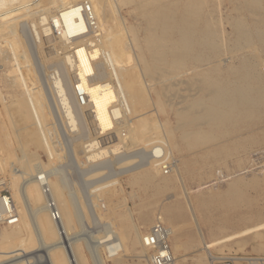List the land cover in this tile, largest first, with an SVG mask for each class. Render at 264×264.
<instances>
[{"label": "bare ground", "instance_id": "1", "mask_svg": "<svg viewBox=\"0 0 264 264\" xmlns=\"http://www.w3.org/2000/svg\"><path fill=\"white\" fill-rule=\"evenodd\" d=\"M207 1L0 0V62L8 63L7 67L10 68L9 71L5 68L9 75L4 72L7 73L4 81V73H2L3 80L0 82L4 81L6 86L1 84L10 89L11 97L7 98L13 100V111L18 121L21 116L29 117L34 111L41 116L40 119L36 118L32 126L18 122L21 125H19L20 129L23 130L19 132L24 133L26 140L28 137L26 142L29 141L36 147L42 148L51 157L56 156L57 159L60 157L55 151L57 144H53L52 128L48 125L49 121L54 119L53 110L48 107L45 95L43 91L41 93L39 86L35 91L30 87L34 85L33 89L35 88L38 81L37 74L34 67H30V62L28 63L29 59L23 43H20L19 38L15 36V23L28 19L33 39L37 42L39 61L44 67L48 64L55 65L54 71L58 72V75H52L51 80H48L50 86L48 89L53 95L56 111L68 131L85 139L75 141L77 137L76 139L72 137L74 139L71 147L74 152L84 153L85 160L93 163L109 155L116 156L119 149L124 146L141 144L143 148L158 142L159 144L151 146L148 153L152 160H148L146 166L144 163L143 168L135 173H130L128 183L142 188L151 186L157 193L176 184L181 179L178 171L170 177L155 178L158 172L157 166L162 165L166 159L172 158V147L168 144L170 138L167 137L171 135V128L156 120L162 108L160 96L164 93L152 87V84H147L143 78L145 75L150 78L153 73L164 77L175 69L184 67L188 62H203L204 51L217 48L215 42L217 32L210 28L212 18L205 8ZM131 2H135L137 10L145 19L143 44L135 28L127 25L121 14V6ZM86 3H89L88 9ZM235 3V7L241 12L235 20L236 45L240 46L239 41H241L242 45L248 46L253 52V58L241 61L232 80L205 77V84L212 86V89L209 95L210 104L204 108L203 116L211 124L224 118L243 120L255 116L256 107L264 103L263 87H261L264 75L258 68L262 62L259 59L260 53H264V0H235ZM247 12L250 16L249 23L246 20ZM134 49L138 50V53H135ZM127 58L130 60L127 61ZM187 70L189 69L184 72L187 73ZM177 81L176 79L175 82ZM169 82L175 86L174 82ZM4 110L2 113L5 112L4 115H7V109ZM45 111L48 112V118L42 119ZM199 118L200 116L190 109L181 114V124L184 127L182 138L202 137L197 124ZM123 129L128 133H126L127 137L124 136L127 143L122 144L120 140L109 142L112 143L111 145L107 144V140H110L109 137H113V134L122 137L120 131ZM159 131L162 132L163 140L157 136ZM147 132L150 134L145 136ZM6 135L5 132L1 134L4 138L7 137ZM23 140L25 145L26 142ZM94 140H98L96 147ZM161 156L163 157L159 159ZM16 161L19 166L15 167L13 163L7 165L11 173L9 189L21 202L24 215L21 217L17 211L16 223H9L7 216L13 210V200L11 204L9 197L0 194V257L6 255L5 248L15 240H27V242L35 240L44 264H84L77 248V239H71L73 236H69V231L74 227L75 220H81L85 212L80 202L77 203L75 196L71 197L73 194L69 195L70 191L67 193L68 187L63 180V172L53 166L45 169L48 163L38 160L34 154L25 153ZM43 171L47 172L46 176L41 174ZM123 171L129 172L130 168ZM49 175H53L55 179L47 180ZM116 181L103 183L98 188L104 189L102 194L109 196L108 192L113 193V191L105 189ZM250 189L255 194H250L241 180L235 179L229 182L223 191L201 195L197 204V212L200 213L202 210L201 218L191 211L195 232L177 233L178 228L173 225L172 220L181 217L179 216L182 211L181 205L168 204L163 208V212L167 215L170 237L173 235L175 240L185 247L196 241L194 246L197 253L194 255L193 264H207L204 258L205 255L209 257V248L217 245L226 247L230 241L240 244L252 239L258 242V246L263 244L264 206L260 207L258 203L264 202V186L253 184ZM46 194L52 199L46 201ZM219 208H224L226 211L223 214L218 213ZM53 211L57 213L58 218H53ZM109 211L113 218L104 226L105 234L100 237L101 240H98L94 248L96 249L94 264H105L101 257L99 258L100 252H97L99 245L106 250L109 258L116 256L113 264H127L122 261V254L119 252L125 250L136 253V245L144 234L141 236L137 230L135 234L130 212L121 211L118 207H110ZM139 220L143 224L148 223L149 212L142 211ZM4 225L16 227L8 231ZM113 226L116 230H113ZM215 230L228 232L215 236L212 235ZM138 249L140 250L139 247ZM22 254L24 253H16L10 259L15 258L16 262L26 264V259H18ZM141 255L149 260L145 252ZM175 264L178 263L175 261Z\"/></svg>", "mask_w": 264, "mask_h": 264}, {"label": "rangeland", "instance_id": "2", "mask_svg": "<svg viewBox=\"0 0 264 264\" xmlns=\"http://www.w3.org/2000/svg\"><path fill=\"white\" fill-rule=\"evenodd\" d=\"M218 1L219 0H208L207 4L205 5L208 15L210 16V18H212L210 20V28L214 29L217 32V36H215L217 48L214 50L209 48L208 50L204 51L205 60L203 62H188L184 67L175 69V71L170 73L169 75L164 77L161 76L163 79L156 73L150 75V78L147 75H145L143 78L144 81L147 82V84H152V87L164 93L162 94L163 96H160L163 109L161 108V110L158 112L156 120L158 119L161 123L171 128V135H168L167 137L170 138L168 140V144L172 147V158H168L165 160L170 164V168L168 169V172L165 173L160 164L159 166H157L158 172L157 174H155V178L161 179L163 177H170L171 175H175L177 171L181 177V179L177 181L176 184L169 186L160 193H157L151 186L142 188L136 184L128 183L130 173H135L137 170L143 168L144 163L146 166V163L148 165L149 161L152 160V157H149L148 153L151 146L154 144H159L158 142H155L143 148L141 144H137L135 146L132 145L134 147H125L123 145L124 148L122 147L121 149H119V153H117L116 156L109 155L102 158V160H98L93 163H89L85 160L83 156L84 153L78 152V155L76 154V151L74 152L73 147H71V145H73V139H76V137L77 140L75 141H82L85 139H82L76 136L73 132L68 131L66 126L62 122L61 116L58 115V112L56 111V107L54 104L55 102L53 101V95H51L52 93L49 90L50 86H48V82L51 80L50 78L58 75V72L55 70L57 72L56 74L54 71L55 65L48 64L46 65L47 67H44V64L39 61L40 58L37 54L39 50L38 48L36 49L37 42L33 39L34 36L30 26V20L26 19L21 20V22L17 21L15 23V36L19 38L18 41L20 40V43H23L22 45L25 47L28 55V63L30 62V67H34V70L37 74L38 81L35 84L37 87L35 86L34 89V85L30 87H32V90L35 91L36 89L38 90L39 86L41 93L43 91V95H45L44 98L48 107L53 110L54 119H51L48 125L52 128V133L54 136L53 144H57L55 147V151L59 153L60 157L58 159L56 158V156L51 157L42 148L36 147L29 141L26 142L28 140V137L26 140V136H24V133H21V131L23 132V130L20 129L19 123L32 126L36 121V118L40 119L41 116L38 115L36 111H34L31 113L32 117L21 116L19 121L17 120V118L15 117V112L13 111L14 105L12 104L14 103L10 98V89H8V87H5L6 85L4 82L6 80L5 74L8 73L6 70H10V68L7 67L9 66V64L1 61L3 64L0 62V71H2L0 72V80H3L2 73H7H4V83L2 81L0 82V96H2L1 98L5 100L4 101L0 98V194L9 197L11 202L13 200V205L15 203L14 207L16 212L18 211V214L22 217L24 215L23 206L21 202L18 201V197H14L12 191L9 189V183L11 181V173L10 170H8L9 163L15 164V167L19 166L16 160L20 159V157L26 153L28 155L34 154L38 160H41L45 164L48 163L45 169L52 168V166L61 169V171L63 172V180L66 182V185L68 187L67 193L70 191V193L68 194L71 195L72 193L73 195H71V197L75 196L77 203L79 204L80 202V205L83 206V211L85 212V215L82 216L81 220H75L74 227L69 231V236H73L71 237V239H77V248L83 257L84 264L95 263V258L93 259V257L95 256L94 250L96 249L94 248L96 244L101 240L100 237L105 234L104 226L107 222H110L111 218H113V216L109 214L110 207H118V209H120L121 211L124 210L126 212H130V218L133 223L134 232L136 234L137 230L142 236L152 226L157 215H160L165 225L169 226L166 220L167 215L163 212V208L165 206H167L168 204L181 205L182 211L179 215L181 217L174 221L172 220V223L175 227L178 228L177 233L184 234L185 232L189 231L195 232L194 226L191 221V211H193V213L197 217L200 216L199 218H201L200 213L202 212V210L200 211V213L197 212V204L201 195L223 191L226 188L227 184L235 179H240L241 182L247 187V189H249L250 194H255V192L253 190L251 191L250 189L253 184L264 186V103L262 106L256 107L255 116L243 120L224 118L218 120V122H214L213 124H211L207 122L205 120V117L203 116L204 108L206 107V105L210 104L209 95L210 90L212 89V86L209 87L205 84V77L218 80H232L236 74V68L240 66L241 61L245 59L252 60L253 58V52L248 46L242 45L241 41H239L240 46L236 45L237 36L235 34V20L237 16H240L241 12H239L235 7V0ZM86 5L88 9L89 3H86ZM121 14L125 18L127 25H132L133 28H135L136 34L143 44L142 39L144 37L143 35L146 27L145 19L137 10L135 2L128 3L127 5H122ZM247 15L248 16L246 17V20L247 23H249L250 16L248 12ZM18 23L20 27L18 26ZM6 38L11 39V37ZM134 52L138 53V50L134 49ZM145 54L148 56L147 52H145ZM259 59H261L262 61L260 62V65H258L259 72L264 75V53H260ZM129 60L127 58V61ZM5 68L7 69L5 70ZM186 69H189L187 70V73L184 72V70ZM176 75L177 77H175ZM156 76L159 77L160 80H158L159 78L157 79L158 81L155 80L157 78ZM176 79L178 81L180 80L181 82L177 81V84L175 82ZM169 81L174 82L175 86H173V84H170ZM182 81H185L187 83H184ZM1 83L5 86H3ZM261 87H263L262 94L264 101V81ZM7 89L9 90V92ZM4 95L6 97H4ZM8 96L10 97L7 98ZM197 102H200L201 104H198ZM3 109H5L4 111H6L7 109V115H4V111V113H2ZM187 109H190L194 114L200 116L197 123L198 128L202 132V137L200 139H196L193 137L184 139L181 137V133L184 129L181 124V114ZM47 113L48 112L45 111L42 119L48 118ZM17 128L19 129L17 130ZM19 130L21 131L19 132ZM124 130L125 129L120 131V134L122 135V137L120 136L121 139L117 135L113 134V137L110 136V140H107V144L112 141L119 142L120 140L122 144L127 143L128 141L126 137L128 133ZM3 132L7 134V137L4 138L5 134H3V137L1 136ZM149 132H147L148 134H145V136H148L150 134ZM124 136L126 137L124 138ZM157 136H159L160 140H163L161 131H159V135ZM117 137L119 139H117ZM2 138L4 139V141ZM6 138H8L9 141ZM23 139L26 142L25 145L24 142H22ZM97 141L98 140H94L95 147L98 145ZM111 144L112 143H109V145ZM30 157L33 158V156ZM162 157L163 156L159 157V159ZM1 164L3 167L1 166ZM127 168H130L129 172L123 171ZM41 174H44L46 176L47 172L45 173L43 171L41 172ZM54 179L55 178L53 175L47 176V180ZM112 180L117 181L115 184H112L105 190H112L113 193L108 192L109 196L102 194L104 189L101 190L98 187L103 185V183L105 184ZM44 188L45 187H43V189ZM193 197H195L196 199ZM49 199H52L51 196L46 194V201H48ZM72 200L75 201V199ZM88 203L90 204L88 205ZM258 204L260 207L264 206V202H259ZM142 211H147L150 214L151 221L149 220V222L146 224L141 223L139 220L140 213ZM224 211H226V209L224 208H219L217 210V212H220L221 214H223ZM99 212L101 213L99 214ZM4 227L8 231H10V229L12 228L15 229L16 226L4 225ZM113 227V230H116V227ZM204 229L205 227H203V230ZM204 232L206 231L204 230ZM227 232V230H215L214 232H212V235L219 236ZM195 243L196 241L191 243V245L187 244V247H185L181 246V244L175 240L173 235L170 237L171 250L173 256L175 257V261L178 264H193L194 255H196L197 253L194 246ZM228 243L229 245H227L226 247L217 245L213 248H209V251L210 253L235 252L242 255H264V239L263 244L260 246H258V242L256 240L252 239H248L247 241L241 242L240 244H235L233 243V241H230ZM137 244L138 245H136V253L142 250L140 253L144 254L145 252V254L148 256V250L141 245L142 243L140 240ZM22 247H25L24 250ZM138 247L140 248V250L138 249ZM97 249V252H100L101 255L99 256V258L101 257L105 264H113V259L116 256H112L109 258V256H107L106 250L101 245L97 246ZM215 250H218L219 252ZM4 252L7 253L6 255H2L0 257V264H7L8 262V264H22L16 262L15 258L10 259V257L12 258V256L16 253H24L21 256H18V259H26V264H44L41 260L42 257L40 254V250L35 240H32L30 242H27V240H15L11 242L7 248H5ZM136 253L125 250L119 252V254H122L121 259L124 263L150 264L149 260L146 259V257H143L139 252L137 254ZM97 255L99 254L97 253ZM204 260L207 264H210V260L207 255H205Z\"/></svg>", "mask_w": 264, "mask_h": 264}, {"label": "built area", "instance_id": "3", "mask_svg": "<svg viewBox=\"0 0 264 264\" xmlns=\"http://www.w3.org/2000/svg\"><path fill=\"white\" fill-rule=\"evenodd\" d=\"M167 173L170 164L166 161L161 165ZM10 203L12 204L11 200ZM12 212L7 216L9 223L14 224L18 215L14 205ZM53 218H58L55 211L52 212ZM170 230L163 222L160 215H157L152 226L144 233L141 238L142 246L148 250L150 264H175L170 242ZM210 264H264V255H242L235 252H220L209 254Z\"/></svg>", "mask_w": 264, "mask_h": 264}]
</instances>
